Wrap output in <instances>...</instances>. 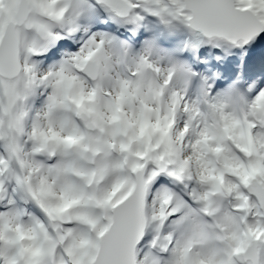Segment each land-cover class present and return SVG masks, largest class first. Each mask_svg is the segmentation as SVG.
Segmentation results:
<instances>
[{
  "label": "snow or ice",
  "instance_id": "snow-or-ice-1",
  "mask_svg": "<svg viewBox=\"0 0 264 264\" xmlns=\"http://www.w3.org/2000/svg\"><path fill=\"white\" fill-rule=\"evenodd\" d=\"M0 264H264V0H0Z\"/></svg>",
  "mask_w": 264,
  "mask_h": 264
}]
</instances>
